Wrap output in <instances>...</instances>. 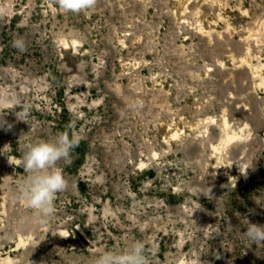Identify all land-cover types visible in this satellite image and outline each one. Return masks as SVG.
Returning a JSON list of instances; mask_svg holds the SVG:
<instances>
[{"label": "rangeland", "instance_id": "374dc122", "mask_svg": "<svg viewBox=\"0 0 264 264\" xmlns=\"http://www.w3.org/2000/svg\"><path fill=\"white\" fill-rule=\"evenodd\" d=\"M142 1L71 0L74 7H66L65 0H0L2 258L92 264L105 249L141 241L147 264H264V242L244 235L249 222L264 224V88L247 104L259 106L260 118L228 106L233 129L252 132L219 178L211 142L192 144L195 133L182 124L185 135L171 144L160 132V121L177 115L213 118L212 136L223 135L220 106L230 87L215 71L204 75V65L229 70L234 61L192 31L229 27L238 42L264 26V0H207L220 10L192 0L202 11L188 19V30L172 28L163 0ZM17 37L24 51L13 46ZM126 55L136 57L132 78L118 75ZM133 84L168 95L158 107H139L128 102ZM61 134L75 141L70 160L58 162L67 184L54 197V213L33 222V210L14 199L27 175L21 157L29 142Z\"/></svg>", "mask_w": 264, "mask_h": 264}, {"label": "bare ground", "instance_id": "6f19581e", "mask_svg": "<svg viewBox=\"0 0 264 264\" xmlns=\"http://www.w3.org/2000/svg\"><path fill=\"white\" fill-rule=\"evenodd\" d=\"M131 1L143 3L142 0H131ZM191 1L192 0H163V2H164L163 8L165 9L166 14L168 15L169 19L171 20L172 28H179L181 30H188L189 27L186 24V22H188V19L195 17L196 15L199 14V12L202 11L197 6H194L195 4L193 2L191 3ZM205 1L207 2V0H205ZM195 2L197 4H201L200 0H195ZM208 6H209V8H212L215 10H220V8H221V6L216 2L210 3ZM195 10H197V12ZM143 16H145V15H143ZM129 28H131V27H127V29H129ZM192 34L203 38V42L209 43V45L212 44V42L217 41L218 46L221 47V49H219L220 51H218V53H220L222 50L227 51L228 53L230 52L231 58L234 61V63H233L234 67L229 69V70H224L225 69V68H223L224 63L223 64L222 63L217 64L213 68H212V66L207 67L208 65L207 66L204 65L205 66L204 70H206L204 75L208 74L209 72L215 71V74H219V76L222 77L221 79L224 81L222 84L223 87L224 86L230 87V90H227L228 96L225 97V104L227 106H224V105L220 106V108H221L220 109V111H221L220 117H221V122L223 125V135L219 136V137H218V135L212 136L215 132L213 128L215 127V122H216V121H214L213 118L207 117L204 120H196V121L192 122L188 118H181V117H178L177 115L170 116L172 114L171 112H173L170 110V108L160 109V111H163L164 113L169 114V116L172 118V121L170 124H167L164 120L160 121V127H161L160 132L163 135L164 142H166L167 145L171 144V142L173 140H176V139L180 140L183 137V135H185L184 130L180 129V126L182 124V125H185L190 131H193L195 133L194 135L191 136L192 137L191 138L192 144L201 145V143H203V145H204L205 143L211 142V144L213 145L212 154H213V156L216 155V159L219 163L218 168L220 170V171H216L215 177L219 178L220 175L222 174V172H221L222 166L221 165L225 163V168H226L227 163H228V168H229V166L233 163V161L235 162L239 158V156H240V154H239V152H240L239 147L240 146L239 145L241 144V142L248 141V139L250 138L249 134H250V132H252V130H249V134H247L245 137H243L242 135H240L238 130L233 129V124L229 123L232 121H229L228 106L229 107L236 106V108L238 109V112H244L247 114H250V112H253V111H255V112L257 111L256 114H258L259 118L261 116V113L258 111L259 106L256 107V105L255 106L250 105L249 107L251 109L249 110V108L247 107V104H249L248 99L250 100L253 98V99H256V101H258V98L256 97L257 92H258V90L264 88V58H263V54H262L263 49H264V26H263V23L259 24L255 29H253L249 32L248 36L240 39L238 42L233 40V37H232L233 33L231 32L229 27H227L225 32L218 33L215 29H212L210 26L207 27L204 24H198L193 29ZM134 38H136V36H134ZM118 42L121 45V48H122L121 50H125L126 45H125V43H123L124 41L122 40V41H118ZM218 46L216 47L217 49H218ZM230 47H232V50L230 49ZM205 48H207V47H205ZM216 48H214L210 51L211 57L215 56V53H216L215 50H217ZM141 50H142V48H141ZM138 52H140V51H138ZM132 57L136 58L134 56H132ZM132 57L126 55V56L120 58L122 69L118 73L119 76L125 75V76H128L130 78H132L134 76V73L137 71L138 68L134 65L132 66V62H131ZM143 59H144V56H143ZM255 60L257 63H254ZM136 63H138V62H136ZM141 63L143 64L144 60H142ZM138 65L139 64H137V66ZM182 65H184V64L182 63ZM185 67H187V66L184 65V68ZM244 74H246V76H247L246 78L249 80L248 84H245V83L243 84V82H242L243 80H245V76H241V75H244ZM131 81L133 82V79H131ZM140 81H141V79H140ZM238 82H241L240 83L241 85ZM237 87H239L240 89H236ZM234 89L236 91L237 90L241 91L242 94H243V92L247 93L246 95H243L244 98H247V100L244 99V103H242V101H243L242 100L243 96H241L242 94L241 95L239 93L234 94ZM166 95H168V94L165 93L163 90L156 93V88H152L150 90H145L143 88H138L136 85L133 84V86L130 89L128 102L130 103V101L132 99V104L137 105L139 107L142 106L144 108L148 103V109H152V108H155L156 106L158 107L159 104L162 105L163 104L162 99L164 97H166ZM146 100H147V102H145ZM254 107H255V109H254ZM154 110H156V109H153V111ZM174 113L178 114L177 112H174ZM159 115H160V113H159ZM159 115L157 114L155 117H160ZM231 119H232V117H231ZM232 120H234V118ZM152 122H154V120H152ZM220 126H221V124H220ZM247 128H249V127H247ZM210 130H213V133ZM233 141H238V143L236 144V146L234 148L231 147V143ZM216 152H218V155L216 154ZM230 161H232V162H230ZM239 162H237V163H239ZM241 167L245 168L243 165H241ZM21 205L23 206V204H21ZM23 244H25V242H23ZM14 263H15L14 260H11L8 257L2 258L0 256V264H14Z\"/></svg>", "mask_w": 264, "mask_h": 264}, {"label": "clouds", "instance_id": "9594fccd", "mask_svg": "<svg viewBox=\"0 0 264 264\" xmlns=\"http://www.w3.org/2000/svg\"><path fill=\"white\" fill-rule=\"evenodd\" d=\"M66 7H74L65 0ZM13 46L25 50L22 37L13 40ZM75 141L63 134L54 140L29 142L22 154L27 175L19 182L14 199L33 210V222H43L54 213V197L65 189L67 181L58 162L70 160ZM244 235L250 242H264V224L250 223ZM92 264H147L144 244L133 241L121 250L105 249L92 259Z\"/></svg>", "mask_w": 264, "mask_h": 264}]
</instances>
